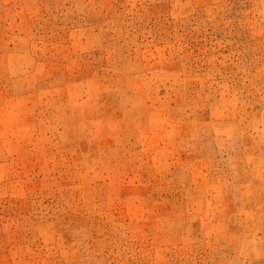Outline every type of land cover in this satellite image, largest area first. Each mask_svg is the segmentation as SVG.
Wrapping results in <instances>:
<instances>
[{"label": "rangeland", "instance_id": "1", "mask_svg": "<svg viewBox=\"0 0 264 264\" xmlns=\"http://www.w3.org/2000/svg\"><path fill=\"white\" fill-rule=\"evenodd\" d=\"M0 264H264V0H0Z\"/></svg>", "mask_w": 264, "mask_h": 264}]
</instances>
